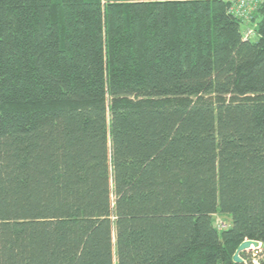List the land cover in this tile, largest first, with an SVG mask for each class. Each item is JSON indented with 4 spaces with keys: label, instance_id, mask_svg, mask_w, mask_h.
<instances>
[{
    "label": "trees",
    "instance_id": "obj_1",
    "mask_svg": "<svg viewBox=\"0 0 264 264\" xmlns=\"http://www.w3.org/2000/svg\"><path fill=\"white\" fill-rule=\"evenodd\" d=\"M235 6L0 0V264H264V0Z\"/></svg>",
    "mask_w": 264,
    "mask_h": 264
},
{
    "label": "built area",
    "instance_id": "obj_2",
    "mask_svg": "<svg viewBox=\"0 0 264 264\" xmlns=\"http://www.w3.org/2000/svg\"><path fill=\"white\" fill-rule=\"evenodd\" d=\"M236 6L234 8L235 13L243 18H247L250 12L254 9L257 0H235ZM256 34L253 28H246L243 32L244 39H253Z\"/></svg>",
    "mask_w": 264,
    "mask_h": 264
},
{
    "label": "water",
    "instance_id": "obj_3",
    "mask_svg": "<svg viewBox=\"0 0 264 264\" xmlns=\"http://www.w3.org/2000/svg\"><path fill=\"white\" fill-rule=\"evenodd\" d=\"M259 246H260V244H259V242H257V241L249 240V239L244 240L243 242H241V243L238 245V247H237V249H236V251H235V253H234V255H233V260H234L235 262H237V263L242 262L243 260H242V258L239 256V253H240V252H243V251H245V250H252V249H254V248H258Z\"/></svg>",
    "mask_w": 264,
    "mask_h": 264
},
{
    "label": "rangeland",
    "instance_id": "obj_4",
    "mask_svg": "<svg viewBox=\"0 0 264 264\" xmlns=\"http://www.w3.org/2000/svg\"><path fill=\"white\" fill-rule=\"evenodd\" d=\"M214 218H215V227L217 229H220L222 227H226V225L228 224V218H226V217H222L220 215H215ZM255 249L256 248L249 250V252H250L249 257H252V261L256 264L257 263V259H256V255H257L256 252L257 251Z\"/></svg>",
    "mask_w": 264,
    "mask_h": 264
}]
</instances>
